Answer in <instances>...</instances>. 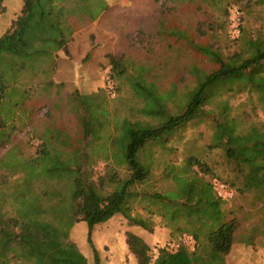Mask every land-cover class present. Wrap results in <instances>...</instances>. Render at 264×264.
I'll list each match as a JSON object with an SVG mask.
<instances>
[{
  "label": "trees",
  "instance_id": "1",
  "mask_svg": "<svg viewBox=\"0 0 264 264\" xmlns=\"http://www.w3.org/2000/svg\"><path fill=\"white\" fill-rule=\"evenodd\" d=\"M23 1L21 13L0 36V148L10 144L12 136L28 124L29 120L21 121L18 116L25 107V98L31 94L24 86L25 82L43 77L41 84L45 87L54 84L57 54L60 50L67 53L76 30L71 19L95 20L109 7L105 0ZM207 1L225 7L228 13L222 4L225 0ZM225 3L227 5L228 1ZM257 3L263 6L264 0H257ZM4 12V0H0V15ZM158 25V42L163 37L175 40H169L165 46L167 54L162 55L161 71L163 69L167 74L169 52L175 43L182 48L184 42L206 55L216 67L210 71L193 68L190 73L194 82L190 86L181 89L172 84L163 90L159 70L130 65L124 56L117 58L107 54L112 65L111 77L122 80L121 87L122 83L129 84L143 102L139 108L141 119L124 120L120 128L117 126L119 137L113 141L117 147L108 150V178H101L96 184L88 176L81 175L82 178L70 180L67 194L59 188L58 194L53 193L54 186L33 182L30 173V169H46L35 164L40 160L49 161L50 168L47 169L51 170L72 161L78 162L76 156L81 148L69 153L66 140L63 149L55 146L58 142L55 133L43 137L35 157H26L22 150L21 154L29 161L21 157L13 163L9 154L0 159V264H89L87 255L71 238L72 229L81 222L87 224V243L94 253L95 264H100L92 234L97 225L118 215L139 229L127 234L131 255L138 264H194V256L183 246L174 254L167 246L158 248L157 254L153 253L154 247L151 248L144 234L152 232L153 224L133 212L135 204L141 200L136 188L151 179L156 167L160 169L154 159L155 153H169L168 147L175 134L207 120L211 121L213 131L206 149L208 154L218 150L227 175L216 174L206 158L201 160L199 156L189 155L185 157L188 170L180 171L182 175L176 178L179 183L177 193L188 197L194 189L202 191L204 187H197L196 181L215 189L214 181L225 185L230 192L264 201V126L246 122L244 116L236 114L232 102L241 95H256L257 100L264 103V38L253 39L248 31L242 36V29V47L233 54H223L219 48L190 41L184 29L165 28L163 21H158ZM197 29L205 34L202 23ZM115 90L117 93L116 87ZM13 95L21 100H15ZM79 104L81 108L82 104ZM86 125L82 126L88 134ZM66 155L69 159L63 160ZM166 166L161 169L167 170L168 167L163 168ZM195 166L197 170H193ZM198 172L208 175L211 180L198 178ZM79 174H82V168ZM106 186L108 192L105 193ZM156 198L163 201L167 196L157 192ZM218 212L220 217L209 222L207 233L203 231L211 259L200 258L196 264L203 261L210 264L207 262L227 257L240 240L237 235L241 221L237 212L226 211L227 215L220 214V209ZM192 235L200 246V234ZM244 241L245 238L241 242ZM248 241L246 245H250L251 240ZM124 249V245L117 242L112 252H120L118 256L121 257ZM116 259L113 256L109 263ZM117 261L120 264L119 259Z\"/></svg>",
  "mask_w": 264,
  "mask_h": 264
},
{
  "label": "rangeland",
  "instance_id": "2",
  "mask_svg": "<svg viewBox=\"0 0 264 264\" xmlns=\"http://www.w3.org/2000/svg\"><path fill=\"white\" fill-rule=\"evenodd\" d=\"M105 1L108 6L110 2L112 4L108 8L107 54L117 58L124 56L130 65L159 70L160 86L163 90L170 88L172 84L185 89V86H190L194 82L191 69L210 71L216 65L212 64L206 55L184 42L182 48L178 47L179 43H175L169 52L170 64L167 67V74L163 69L161 71L160 67L164 62L162 55L165 57L167 54L165 46L169 40L174 42L175 40L163 37L157 41L158 21H163L165 28L184 29L190 41L219 48L223 54H233L242 47L243 40L240 39L242 29V36L248 31L253 39L264 38V5H259L257 0H225L228 1L227 5L225 1L222 4L226 6L228 13L225 7H219V4L215 6L207 0ZM23 4V0H4L5 12L0 16V36L21 13ZM71 20L77 30L84 29L90 23L89 19L83 21L78 17ZM200 23L205 27L204 35L197 29ZM85 32L87 34L85 39L89 44L98 42L97 36L88 34V30ZM75 42L76 38L73 36L69 44L74 46V49L69 47L67 53L64 50L58 52L57 68L53 74L54 84L51 87L41 84L43 77L29 83L25 80L24 86L31 94L25 98V107L18 116L21 121L29 120L28 124L25 127L21 126V129L12 136L10 144L0 148V159L9 154L13 163H17L21 157L24 160H28L26 157H35L43 137L53 133L57 135L58 141L55 146L63 149L65 146L63 141L66 140L69 144L66 145L69 153L72 149L81 148L76 156L78 162L62 164L60 169H47L50 168L49 161L32 162L46 168H37L34 171L30 169L32 181L54 186L52 192L56 194L58 188L67 194L70 190V180L82 178L81 175L88 176L89 180L96 184L101 178H108V150L110 151L112 146L117 147L113 143L119 137L116 128L121 126L124 120L141 119L139 108L143 105L129 84L122 83L121 87L122 80L111 77L112 65L108 62L107 54L102 55L92 50L87 53L79 45H74ZM101 43L104 44V41ZM111 84L117 89L116 95L108 92ZM13 97L15 100H21L19 96ZM79 102L82 104L81 108ZM232 102L236 114L244 116L246 122L251 121L264 126V103L259 102L256 95H241ZM84 124H87L88 134L82 126ZM212 131V123L209 120L188 126L172 137L168 147L171 149L169 153H155L154 159L158 165L160 164V169L156 167L151 179L136 188L141 194V200L135 204L133 214L140 215L153 224L152 232L144 233L151 248L154 247L153 253L157 254L158 248L167 246L168 251L174 254L183 246L194 256L196 264L200 258L211 259V250L205 239L209 222L220 217L219 209L223 215H227L226 211H235L241 221L237 235L240 240L236 242L230 255L207 263L264 264V201L252 196L238 195L229 190L228 197V194L219 191L214 181L212 184L215 189L207 185L202 186V183L196 181L197 187L201 189L204 187L202 191L194 189L193 194L188 197H181L177 193L179 183L176 178L182 175L180 171L188 170L185 157L189 155L199 156L201 160L206 158L216 174L223 177L227 175V168L221 161L218 150L208 154L206 149ZM22 150L26 157L21 154ZM206 155L208 156L204 157ZM63 157V160L69 159L68 155ZM165 165L167 166L163 168L168 169H161ZM81 168L82 174H79ZM193 170H197V167H193ZM121 175L125 177L123 172ZM197 176L204 180L210 179L208 175L200 172ZM103 192H108V186ZM157 192L166 195L167 199L158 201ZM138 230L121 215L97 225L92 239L98 251L100 264H119L117 259L120 264H138L127 244L128 232ZM192 233L200 234V246L196 244ZM71 238L87 255L89 264H95L94 253L87 243L85 222L78 223L72 229ZM244 238L245 241L241 242ZM248 240H251L250 245L245 244L249 242ZM117 242L125 247L121 257L118 256L120 252H112ZM113 256L117 259L114 263L113 261L109 263ZM201 264H206V261Z\"/></svg>",
  "mask_w": 264,
  "mask_h": 264
},
{
  "label": "crops",
  "instance_id": "3",
  "mask_svg": "<svg viewBox=\"0 0 264 264\" xmlns=\"http://www.w3.org/2000/svg\"><path fill=\"white\" fill-rule=\"evenodd\" d=\"M111 5L110 2L109 6ZM85 30H88V34L90 33V35L94 34L97 36L98 42H95V44H89L85 39L87 36ZM73 36L76 38L74 45H79L87 53L92 50L94 52H99L102 55H106L108 52V9H106L95 20H90V23L84 29H76ZM102 41H104V44L101 43ZM70 45L71 44L68 45V48L70 47V49H74V46Z\"/></svg>",
  "mask_w": 264,
  "mask_h": 264
},
{
  "label": "built area",
  "instance_id": "4",
  "mask_svg": "<svg viewBox=\"0 0 264 264\" xmlns=\"http://www.w3.org/2000/svg\"><path fill=\"white\" fill-rule=\"evenodd\" d=\"M108 92H109V94H111V95H116L115 86H113L112 84L109 85V87H108ZM217 186L219 187V191L222 190V191H220V192H223L225 195L228 194L227 196H229V191L227 190V187H226L225 185H223V184H217ZM224 194H221V195H224ZM177 247H180V246L177 245Z\"/></svg>",
  "mask_w": 264,
  "mask_h": 264
}]
</instances>
